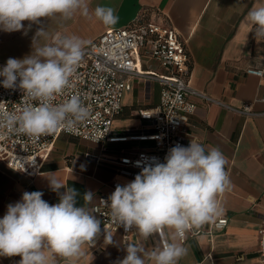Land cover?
Segmentation results:
<instances>
[{
  "label": "crops",
  "instance_id": "crops-1",
  "mask_svg": "<svg viewBox=\"0 0 264 264\" xmlns=\"http://www.w3.org/2000/svg\"><path fill=\"white\" fill-rule=\"evenodd\" d=\"M258 2L89 0L90 12L97 5L113 8L117 23L105 26L94 16L85 17L79 12L69 20L59 16L41 18L47 39L34 42L36 47L53 43L58 35H75L90 44L107 28L151 19L171 25L184 41L189 55V83L212 99L191 96L197 107L190 116L187 134L206 149L218 147L222 151L228 161L226 171L231 185L218 197L223 209L218 217L228 219L226 226L222 229L212 226L218 218L215 217L201 228L190 230L184 240L178 238L177 242L188 250L178 264H263L259 259L258 239L264 211V102L259 100L264 92V78L246 73V68L259 66L264 55V41L257 42L254 28L246 20L248 11ZM23 23L27 27L29 22ZM40 26L32 25L27 35L20 31H0V62L6 64L9 58L22 59L31 54L33 37ZM157 70L161 71V68ZM154 84L160 90L159 84L153 82L146 94L144 84L133 81L128 91H139L140 95L131 104H126L122 98V110L114 122L120 119L118 122L125 124L113 123L114 129L127 130L141 124L138 110L153 107L159 101ZM244 104L251 105L252 114L233 110ZM100 149L97 143L61 133L44 159L41 172L33 178L0 159V218L6 214L7 206L19 201L25 191H41L44 193L42 198L49 204L58 203L59 196L50 189L47 179L51 173L66 187L77 190L76 206L92 212L98 194L108 191V183L113 179H121L112 166L96 160ZM89 191L94 199L86 203L83 195ZM165 235L171 242V230L166 228ZM109 237H113L112 244L106 238L98 246L86 245L84 254L75 264H117L126 256L129 245L151 252L160 244L156 234L144 239L135 229L127 239H123L121 231H115ZM20 259V256L0 257V264H18ZM57 262L67 264L59 257ZM146 264L151 262L146 261Z\"/></svg>",
  "mask_w": 264,
  "mask_h": 264
},
{
  "label": "clouds",
  "instance_id": "clouds-1",
  "mask_svg": "<svg viewBox=\"0 0 264 264\" xmlns=\"http://www.w3.org/2000/svg\"><path fill=\"white\" fill-rule=\"evenodd\" d=\"M78 12L94 16L105 26L118 21L111 7L97 5L90 12L89 0H0V31L27 35L32 25H41L33 37L31 54L9 58L0 68V85L18 87L24 93L21 107L12 112L0 109V129L36 141L58 129L72 131L89 118L90 110L78 95L70 94L63 103H55L72 88L71 77L89 42L75 35H58L53 43L34 46L40 38L47 39L41 18L69 20ZM246 20L253 26L257 42L264 41V0L248 11ZM24 21L29 22L27 27ZM26 99L37 103H25ZM227 163L218 147L206 149L191 141L187 147L177 144L170 148L165 162L145 164L133 181L117 184L105 202L113 223L125 231L135 229L144 239L171 230V242H160L151 252L129 245L117 264H178L188 250L177 239L223 211L218 197L230 189ZM47 179L59 202L49 204L42 198L43 192L25 191L19 201L9 204L0 218V257L20 256L18 264H58L59 257L75 264L85 246L93 245L100 235L101 221L86 207L76 206L77 190L66 187L54 173ZM83 197L86 203L94 199L90 191ZM112 238L108 237L109 244Z\"/></svg>",
  "mask_w": 264,
  "mask_h": 264
},
{
  "label": "built area",
  "instance_id": "built-area-1",
  "mask_svg": "<svg viewBox=\"0 0 264 264\" xmlns=\"http://www.w3.org/2000/svg\"><path fill=\"white\" fill-rule=\"evenodd\" d=\"M5 65L0 62V68ZM246 73L264 78V55L261 64L246 68ZM189 77L185 43L171 25L151 19L125 27L107 28L85 46L84 57L71 77L72 88L55 101L63 103L70 94L78 95L90 110L89 118L78 123L72 131L58 129L36 141L0 129V159L33 178L41 172L43 161L59 134L67 133L99 144L101 151L96 160L112 166L121 179L110 181L108 191L100 192L92 206V212L101 221V233L89 246H98L115 231H121L123 239H127L134 229L125 231L123 226L113 223L105 202L117 184L133 181L145 164L154 160L165 162L170 148L177 144L187 147L191 141L199 143L187 134L190 116L197 107L191 96L212 99L192 88ZM2 79L0 77V81ZM133 81L142 82L146 94L150 92L151 84L157 82L159 101L153 107L138 110L141 120L138 127L116 130L113 126L115 117L121 112L123 95L132 88ZM23 94L18 87L13 90L0 85V109L15 111L22 106ZM259 100L264 102V92ZM24 102L37 103L27 99ZM233 110L244 115L252 114L250 104ZM227 222L226 217H218L212 226L222 229ZM187 233L179 239L184 240ZM156 235L161 243L168 242L165 230L161 236ZM258 247L259 259L264 264V211L260 219Z\"/></svg>",
  "mask_w": 264,
  "mask_h": 264
},
{
  "label": "rangeland",
  "instance_id": "rangeland-1",
  "mask_svg": "<svg viewBox=\"0 0 264 264\" xmlns=\"http://www.w3.org/2000/svg\"><path fill=\"white\" fill-rule=\"evenodd\" d=\"M154 88H155V95L159 94V87L156 84H154ZM139 95H140L139 91H136V92L126 91L124 93V96H123V102H126V104H131L133 101L135 102V100L139 97ZM119 120L120 119H116L114 124L115 125H123V124H125L123 121L122 122H118Z\"/></svg>",
  "mask_w": 264,
  "mask_h": 264
}]
</instances>
